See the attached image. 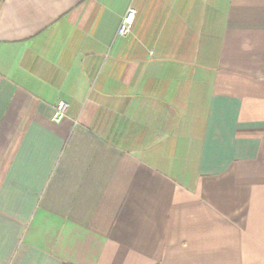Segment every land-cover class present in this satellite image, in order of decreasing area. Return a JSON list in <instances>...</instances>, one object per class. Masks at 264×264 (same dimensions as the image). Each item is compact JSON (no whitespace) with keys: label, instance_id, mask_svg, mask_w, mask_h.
Wrapping results in <instances>:
<instances>
[{"label":"crops","instance_id":"obj_1","mask_svg":"<svg viewBox=\"0 0 264 264\" xmlns=\"http://www.w3.org/2000/svg\"><path fill=\"white\" fill-rule=\"evenodd\" d=\"M0 264H264V0H0Z\"/></svg>","mask_w":264,"mask_h":264},{"label":"built area","instance_id":"obj_2","mask_svg":"<svg viewBox=\"0 0 264 264\" xmlns=\"http://www.w3.org/2000/svg\"><path fill=\"white\" fill-rule=\"evenodd\" d=\"M135 15H136L135 9L130 8L127 11L126 15L122 18L120 27L118 29V34L120 36H126L130 33L135 19ZM68 109H69V104L64 100H60L55 106V112L52 117V120L56 123L63 121L67 115Z\"/></svg>","mask_w":264,"mask_h":264}]
</instances>
